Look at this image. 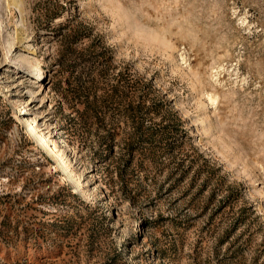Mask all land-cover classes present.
<instances>
[{
    "label": "rangeland",
    "instance_id": "1",
    "mask_svg": "<svg viewBox=\"0 0 264 264\" xmlns=\"http://www.w3.org/2000/svg\"><path fill=\"white\" fill-rule=\"evenodd\" d=\"M0 264H264V0H0Z\"/></svg>",
    "mask_w": 264,
    "mask_h": 264
},
{
    "label": "bare ground",
    "instance_id": "2",
    "mask_svg": "<svg viewBox=\"0 0 264 264\" xmlns=\"http://www.w3.org/2000/svg\"><path fill=\"white\" fill-rule=\"evenodd\" d=\"M14 4H16V2H14ZM57 22H61V18H57ZM24 64H26V63H24ZM32 71L36 73V78H40V77L45 76L44 69L40 65L36 66V68L35 67L32 68ZM210 101H212V99ZM212 103H213V101H212ZM23 124L26 128H29L30 131H28V133H29L31 139L33 141H35V139L38 140L39 144L43 145V147L47 149L48 154L43 150L44 153L46 154V156L49 157V155L51 154L53 156V158L56 160V161H54V165L56 166V168H58V172H60L61 174L65 173L66 177L70 179V183L74 184L76 191H78L82 196L85 197V193L82 190V188L80 187V184L78 183L77 179L73 175V172L66 165L62 156L54 150V146L52 144H50V141L49 140L47 141V139L39 132V130L36 129V127H35V125L31 119L24 117ZM39 144H38V147H39ZM65 181H68V180L65 179Z\"/></svg>",
    "mask_w": 264,
    "mask_h": 264
}]
</instances>
